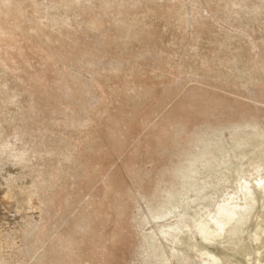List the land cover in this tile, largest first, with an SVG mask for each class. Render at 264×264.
I'll return each instance as SVG.
<instances>
[{
	"label": "rangeland",
	"instance_id": "374dc122",
	"mask_svg": "<svg viewBox=\"0 0 264 264\" xmlns=\"http://www.w3.org/2000/svg\"><path fill=\"white\" fill-rule=\"evenodd\" d=\"M0 264H264V0H0Z\"/></svg>",
	"mask_w": 264,
	"mask_h": 264
}]
</instances>
